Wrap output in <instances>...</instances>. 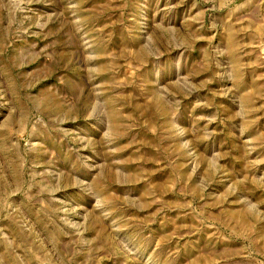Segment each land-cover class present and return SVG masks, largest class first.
I'll list each match as a JSON object with an SVG mask.
<instances>
[{"label": "rangeland", "instance_id": "374dc122", "mask_svg": "<svg viewBox=\"0 0 264 264\" xmlns=\"http://www.w3.org/2000/svg\"><path fill=\"white\" fill-rule=\"evenodd\" d=\"M0 264H264V0H0Z\"/></svg>", "mask_w": 264, "mask_h": 264}]
</instances>
